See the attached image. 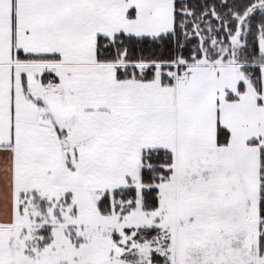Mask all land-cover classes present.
<instances>
[{
	"label": "snow or ice",
	"instance_id": "1",
	"mask_svg": "<svg viewBox=\"0 0 264 264\" xmlns=\"http://www.w3.org/2000/svg\"><path fill=\"white\" fill-rule=\"evenodd\" d=\"M0 264H264V0H0Z\"/></svg>",
	"mask_w": 264,
	"mask_h": 264
}]
</instances>
